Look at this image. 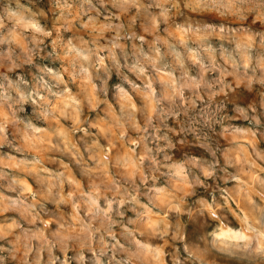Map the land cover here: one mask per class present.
I'll return each instance as SVG.
<instances>
[{
    "label": "clouds",
    "instance_id": "9594fccd",
    "mask_svg": "<svg viewBox=\"0 0 264 264\" xmlns=\"http://www.w3.org/2000/svg\"><path fill=\"white\" fill-rule=\"evenodd\" d=\"M190 3H194L197 8L215 10L224 17L233 16L241 21L246 20L249 15L264 20V0H190ZM109 4L117 9L120 15L136 9L137 18L145 17L153 21L159 19L165 24L168 23L169 14L174 15L172 10L178 6L177 0H46L48 11H45L44 7L39 6V0H0V69H3L0 71V113L9 114L8 119L0 121V141L13 143L7 138V127L11 124L25 143H33L45 136L47 123L58 119L59 114L67 118L71 116L72 110H82L84 101L73 89V84L77 81H86L92 85L93 93L103 94L108 98V81L113 74L117 75L120 82L112 85L110 98L114 105H120V114L115 118V124L119 128L125 125L133 126L137 112L143 111L135 108L130 100L122 103V100L128 98L129 89L140 92L156 107V124L148 120L142 129L145 133L140 137L142 156L136 155L133 160L134 150L129 149L123 156L118 155L114 160L105 159L107 153L101 148V155L95 159L98 169L110 165L120 176V180L113 181V185L119 187L109 189L114 193L111 199L103 196V193L95 192L99 185L94 186L92 193H83L77 197L87 218L96 221L100 227L83 224L81 230L72 235L56 232L52 234V242L46 241L39 230L25 234L23 241L18 238L12 248L13 257L20 246L25 249L23 264H28L27 255L33 250L34 240L39 241L38 248L46 249L50 254L52 248L57 246L66 251L68 242L72 241L80 249L76 257L80 264H84L85 248L94 251L93 240L98 244V249L94 251V255L99 253L96 264H100L99 256L108 252L113 253L110 264H148L151 258H156L158 250L137 238V233L142 234L140 230L144 218L147 216L150 220L152 216L158 215L152 212V209L160 208L163 203L161 196L174 185L189 183L195 189L203 184L200 175L215 178L217 163L214 161L219 147L215 139L218 135L217 127L222 130V134H232L240 138L264 135V131H261L264 129V111H261L264 109V92H258V104L252 103L243 107L230 101L225 89H230L231 86L223 80L224 76L230 74V65L233 68L232 74L238 75L249 91L252 90L253 84L264 88V37L259 45L254 44V33L251 31L247 41H213L212 38L218 34H229V26L186 17L177 24V29L183 37L181 41L159 46L153 43L147 50L143 45L134 46L129 52L120 40L126 39L130 34L133 39L139 37L130 32L131 22L127 25L123 22L113 25L112 21L119 20L120 16L109 11ZM74 6L77 8V18L95 13V20L98 21L100 15L107 13L104 28L112 29L117 35L107 43L101 44L100 36L103 35L104 28H100L97 35L91 36L89 40L79 35L63 36L58 33L57 43L49 49L43 43L44 38L51 35L57 20L66 18V14L71 15ZM153 8L160 9V12L154 14L150 11ZM49 12L53 16L52 30L41 22L48 17ZM57 12L59 16L56 15ZM81 22L83 24V20ZM20 39L27 43L18 52ZM237 43H240L241 47H237ZM220 61H223V64ZM192 65L197 68L198 78L191 74ZM239 68L244 69L243 73L237 71ZM209 72H218L220 75L209 80L206 77ZM153 73H163L166 78V95L156 93V79ZM130 75L141 81L143 86L130 79ZM185 90L191 91L197 100L206 97L203 107L197 110L196 100L191 97L187 98V106H183ZM201 92L204 93L203 97ZM221 94H224L222 99H215ZM230 102L232 111L248 122L247 127L231 123L236 117L227 113V105ZM181 114L185 119L177 122L181 125L180 131L184 133L185 138L178 143L189 144L187 136L192 135L195 146L203 149L208 154L207 158L190 151L176 156V144L168 135L172 129L168 128L166 121L170 116L180 117ZM149 128L153 131L149 132ZM161 128L165 130L164 133L156 135ZM152 141L155 143L149 147ZM161 141L164 142L163 147ZM57 149L63 152L59 140L53 145V150ZM17 151L23 152V146L17 148ZM32 164L38 165L39 160L33 157ZM133 164L141 181L139 185L127 173L119 171ZM81 167L86 168L87 162L81 160ZM178 168L181 169L180 174L177 173ZM40 171L46 169L41 168ZM4 178L5 174L0 171V179ZM252 179L257 189H253L249 184L243 190L248 193L258 190L264 196V179L256 176ZM49 180L50 189H59L61 184L66 182V176L64 172H53ZM19 183V180L13 179L10 187ZM142 196L147 199V205L141 203ZM101 198L105 201V207L98 203ZM237 198L239 199L238 194ZM26 199L27 197L21 199L19 206L31 215L34 204L25 205ZM232 199V195H224L222 199L213 195L211 201L200 197L188 208L189 220L198 224L201 231L191 241L192 247L186 244V250L190 256L193 248L199 250V264H216L217 258H221L224 264H264V202L258 203L252 199V195H247L243 198L246 201L245 207L233 217L228 211L230 205L227 204V201ZM33 201L35 202V197ZM121 203L143 211H137L135 219L125 220V210L121 209ZM167 203L170 207H175L171 200ZM35 215L39 217L38 212ZM116 228L120 229L119 234L124 238L123 244L116 239ZM166 234L167 229L162 235ZM180 235L184 236V233L181 232ZM108 237L113 241L110 246ZM3 251L4 249L0 248V252ZM50 260L55 264L51 255Z\"/></svg>",
    "mask_w": 264,
    "mask_h": 264
},
{
    "label": "rangeland",
    "instance_id": "374dc122",
    "mask_svg": "<svg viewBox=\"0 0 264 264\" xmlns=\"http://www.w3.org/2000/svg\"><path fill=\"white\" fill-rule=\"evenodd\" d=\"M177 5V8L172 10L174 15L169 14V20L166 24L161 23L159 19L153 21L145 17L137 18L136 9L120 15L118 10L110 4L107 7L110 12L120 16L119 20L112 21L113 25L122 22L127 25L131 22L130 32L139 37V39H133L130 34L126 39L120 40V43L129 52L134 46L143 45V48L147 50L153 43L159 46L160 44L172 45L181 41L183 37L177 29V24H180L186 17L228 25L229 34H218L212 38L213 41H247L249 39L248 33L251 31L254 33V44L259 45L261 38L264 37V20L254 15H249L246 20L241 21L233 16L224 17L215 10L197 8L194 3H190V0H177ZM39 6L48 11L46 0H39ZM150 11L158 14L160 9L153 8ZM56 15L59 16V13L57 12ZM106 15L107 13L100 15L98 21L95 20V13L77 18V8L74 6L71 15L66 14V18L57 20L55 29L52 30L53 16L49 12L48 17L42 19L41 22L47 24L52 33L44 38L43 43L50 49L57 43L58 33L63 36L79 35L85 40H89L91 36L97 35L100 28H104ZM81 20H83V24ZM88 25L92 26L88 27ZM116 35L117 33L112 29L104 28L103 35L100 36V43L105 44ZM26 43L20 39L17 51H21ZM236 46L241 47V44L237 43ZM117 53H119V49H117ZM176 54L179 55V53ZM220 63L223 64V61ZM2 70L0 69V71ZM237 71L243 73L244 69L239 68ZM228 72L230 74L224 76L223 80L231 86L230 89H225L230 101L243 107L252 103L258 104L260 100L258 92H264V88H260L258 84H253L252 90L249 91L246 83L241 81L238 75L232 74L233 68L230 65ZM196 73L197 68L192 65L191 74L194 78H198ZM153 75L156 79L154 85L156 93L166 95L167 83L163 73L159 75L153 73ZM174 75H178V73H174ZM219 75L218 72H209L206 77L211 80ZM130 79L141 87L143 86L142 82L137 80L135 76L130 75ZM119 82L117 75L113 74L107 85L109 89L108 98H105L103 94L93 93L92 85L86 81L74 82L73 89L84 101L82 110H72L71 116L67 118L65 115L59 114L58 119L47 123L45 136L33 143H25L17 129L11 124L8 125L7 138L13 143L7 144L0 141V171L5 174V178L0 179V248L4 249L3 252H0V257H2L0 264H23L25 249L20 246L13 257L12 248L18 238L23 241L25 234L39 230L46 241L52 242V234L56 232H61L62 235H72L79 232L83 224L100 227L96 221L87 218L80 200L77 199L83 193H92L94 186L97 185L99 187L95 188V192L103 193V196H108L111 199L114 193L109 189L119 187V185H113L114 180H120V176L116 174V169L110 165L102 169L97 168L95 159L101 155L100 149L103 148L106 151L105 159L112 158L113 160L118 155L123 156L129 149H132L134 150L133 160H135L136 155H143L140 137L145 133L142 132V129L145 128L148 120L156 124L155 104L147 100L140 92L129 89V96L122 100V103H127L130 100L135 108L143 109V111L137 112L133 126L125 125L123 128L116 126L115 118L120 114V105H114L110 97L112 85ZM183 95L185 97L183 106H187L189 102L187 98L191 97V99L196 100L197 110L203 107L206 100V97L203 100H197L188 90H185ZM200 95L203 97L204 93L201 92ZM223 95L221 94L215 99H222ZM227 113L229 116L236 117L231 121L233 125L248 126L246 120L232 111L231 102L227 105ZM8 118V113H0V121ZM181 119H185L182 114L180 117L170 116L166 121L168 128L172 129L168 135L176 144L174 149L176 156L184 151H190L207 158L208 154L195 146L192 135L187 136L189 144L181 145L178 143L179 140L185 138L184 133L180 131L181 125L177 122ZM148 131L152 132L153 129L149 128ZM164 131L161 128L160 132L155 134L161 135ZM217 133L215 139L219 147L214 161L217 163L215 178L200 175L203 184L195 189L189 183L174 185L161 196L163 203H161L160 208L152 209V212L158 213V215L152 216L150 220L147 216L144 218L140 230L142 234L137 233V238L142 243L158 250L156 258H151L148 264H175V262L199 264V250L193 248L192 256H190L186 250V244L192 247L191 241L201 231L199 225L190 221L188 216V208L193 206L200 197H206L211 201L213 195L221 199L224 195H232L233 199L227 201V204L230 205L228 211L233 217L245 207L246 201L243 198L247 195H252V199L258 203L264 202V196L258 190L254 193L243 190L249 184L252 185L253 189H257V185L252 179L253 176L264 179V171H261L264 169V158H261L264 156V135L257 134L255 138H240L232 134H222L219 126ZM57 140L60 141L63 152L58 149L53 150V145H56ZM154 143V141L149 143V147H152ZM160 143L163 147L164 142L161 141ZM20 146H23V152L17 151ZM77 150L79 155H77ZM33 157L39 160L38 165L33 166ZM81 160L87 162L86 168L81 167ZM41 168L46 169V171H40ZM119 171L127 173L138 185L141 183L134 164L127 165ZM53 172H64L66 176V182L61 184L59 189L49 188V177ZM180 172L181 169L178 168L177 173L180 174ZM13 179L19 180L20 183L10 187ZM241 181L245 183L242 184ZM146 183L150 184L151 181H146ZM50 192L51 194H49ZM24 197H27L24 201L25 205L34 204V211L31 215H28L24 208L19 206V201ZM33 197H35V202ZM140 200L142 204L147 205L148 201L145 197H140ZM169 200L175 206L174 208L168 205L167 201ZM98 203L101 207L106 206L103 198ZM121 209L125 210V220L128 218L135 219L137 211H143V209H134L123 203H121ZM37 212L39 217L35 215ZM65 229L66 231H64ZM165 229H167V234L162 235ZM115 231L117 233L116 239L123 244L124 238L119 234L120 229L116 228ZM181 232L184 233V236L180 235ZM107 242L110 246L113 242L112 238L108 237ZM38 245L39 241L34 240L33 250L27 255L28 264H37V260H39V264H52L50 255L55 259V264H65V261L67 264H80L79 260L76 259L80 249L72 241L68 242L66 251H62L57 246L52 248L51 254L46 249L38 248ZM92 249L94 251L98 249L95 240L92 241ZM94 251H88L86 248L83 250L84 264H96L99 253L94 255ZM112 255L113 253L108 252L99 256L100 264H110ZM206 259L210 258L206 257ZM216 264H224V261L217 258Z\"/></svg>",
    "mask_w": 264,
    "mask_h": 264
}]
</instances>
